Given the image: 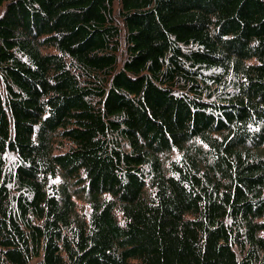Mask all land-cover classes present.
<instances>
[{
  "label": "trees",
  "instance_id": "trees-1",
  "mask_svg": "<svg viewBox=\"0 0 264 264\" xmlns=\"http://www.w3.org/2000/svg\"><path fill=\"white\" fill-rule=\"evenodd\" d=\"M0 264H264V0H0Z\"/></svg>",
  "mask_w": 264,
  "mask_h": 264
}]
</instances>
